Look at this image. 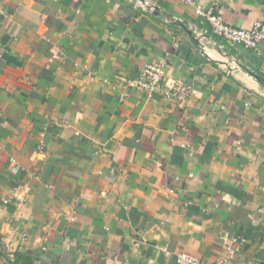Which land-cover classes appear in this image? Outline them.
Instances as JSON below:
<instances>
[{
	"label": "crops",
	"instance_id": "1",
	"mask_svg": "<svg viewBox=\"0 0 264 264\" xmlns=\"http://www.w3.org/2000/svg\"><path fill=\"white\" fill-rule=\"evenodd\" d=\"M144 1L0 0V264H264V41ZM157 59L186 102L129 86Z\"/></svg>",
	"mask_w": 264,
	"mask_h": 264
},
{
	"label": "built area",
	"instance_id": "2",
	"mask_svg": "<svg viewBox=\"0 0 264 264\" xmlns=\"http://www.w3.org/2000/svg\"><path fill=\"white\" fill-rule=\"evenodd\" d=\"M181 1L190 6L195 15L208 24L213 36L220 37L229 45L238 44L248 49L257 50L264 41V23L260 21H254L248 29L235 28L225 23L223 16L214 4L204 6L199 4L197 0ZM165 65L164 59L150 61L143 67L139 76L128 83L129 86L149 94L159 93L165 99L186 102L191 95V88L185 83L176 81L170 87H163ZM188 176L192 177V175ZM233 242L236 241L233 240ZM7 258L11 260L13 255L8 254ZM175 261L176 264H203L198 258L185 252L178 253Z\"/></svg>",
	"mask_w": 264,
	"mask_h": 264
},
{
	"label": "water",
	"instance_id": "3",
	"mask_svg": "<svg viewBox=\"0 0 264 264\" xmlns=\"http://www.w3.org/2000/svg\"><path fill=\"white\" fill-rule=\"evenodd\" d=\"M143 6H145V8H147L149 11H152L155 15H159V9L155 6H151L148 5L147 3H145L144 0H138ZM191 36L193 37L194 41L196 43H198V39L196 37V35L194 33L191 34Z\"/></svg>",
	"mask_w": 264,
	"mask_h": 264
}]
</instances>
